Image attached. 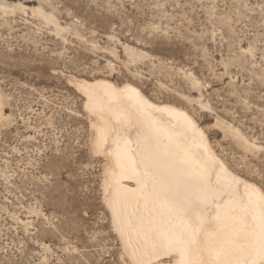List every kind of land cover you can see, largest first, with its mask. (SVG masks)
<instances>
[{"label":"rangeland","instance_id":"1","mask_svg":"<svg viewBox=\"0 0 264 264\" xmlns=\"http://www.w3.org/2000/svg\"><path fill=\"white\" fill-rule=\"evenodd\" d=\"M0 4V264H125L105 202V154L86 148L94 118L73 76H110L185 108L226 165L264 191V0ZM248 48L255 59L241 63ZM217 122L261 149L249 152Z\"/></svg>","mask_w":264,"mask_h":264},{"label":"bare ground","instance_id":"2","mask_svg":"<svg viewBox=\"0 0 264 264\" xmlns=\"http://www.w3.org/2000/svg\"><path fill=\"white\" fill-rule=\"evenodd\" d=\"M127 49L134 59L144 57ZM70 78L85 110L90 103L95 109L89 113L94 132L120 129L105 136L100 152L105 171L115 173L111 188L104 175L106 200L118 209L115 231L131 264H147L161 245L183 249L194 264H261L264 191L226 165L185 108L153 101L134 83L117 84L110 76ZM5 105L0 91V124ZM216 124L249 152L261 149L230 124Z\"/></svg>","mask_w":264,"mask_h":264},{"label":"snow or ice","instance_id":"3","mask_svg":"<svg viewBox=\"0 0 264 264\" xmlns=\"http://www.w3.org/2000/svg\"><path fill=\"white\" fill-rule=\"evenodd\" d=\"M261 7L262 10H264V5H262ZM249 57L255 59L254 49L248 48L246 51L243 52V55H240L238 58L240 62L243 63ZM261 68L262 70H261L260 79L264 81V56L261 57ZM88 111L90 114L95 113V109L94 107L91 106V103L89 105ZM93 128H96L95 124H93ZM110 131H114L115 134L120 135V129H109L108 127L105 126H102L99 129H97L95 132H93L91 136V143L86 145V148L91 154L97 155L100 153L103 140ZM72 179L73 177L70 176L68 180L69 184L72 183ZM75 179L79 180L80 176L77 175ZM115 179L116 177L114 171L110 168L106 169L105 171L106 188H111L115 183ZM81 182L83 183V181ZM106 205L112 210L113 230H116V218L118 215V209L113 205L112 201L106 200ZM81 214L83 216L88 215L87 211H83ZM99 235H100L99 233L93 234L91 237L92 240L95 241ZM262 255H264V251H262ZM124 262L125 264H131V262L127 258H124ZM147 264H194V262L188 258L186 252L183 249H177L171 245L168 246L161 245L158 249H156L152 253V259L149 260ZM208 264H211V262H208ZM261 264H264V260L261 261Z\"/></svg>","mask_w":264,"mask_h":264}]
</instances>
